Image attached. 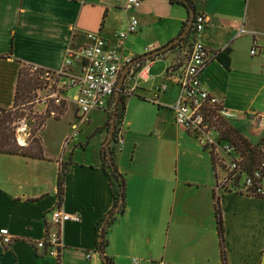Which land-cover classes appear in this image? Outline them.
I'll return each instance as SVG.
<instances>
[{
	"label": "crops",
	"instance_id": "crops-1",
	"mask_svg": "<svg viewBox=\"0 0 264 264\" xmlns=\"http://www.w3.org/2000/svg\"><path fill=\"white\" fill-rule=\"evenodd\" d=\"M192 1L197 13L206 16L200 38L212 54L201 73V84L226 107L240 112L230 124L253 144L260 143L264 127L251 120V112L264 115V0ZM125 3L0 0V108H11L15 102L23 64L60 70L67 46L72 42L83 45L88 41L87 31L99 33L108 47L131 60L176 39L190 19L191 11L170 0H141L139 7L129 10ZM132 17L139 27L121 42L116 35L126 30ZM254 45L258 49L251 54ZM225 48L230 50L229 67L217 58ZM175 57L176 50H167L131 66L126 74L124 82L135 80L138 88L134 93L138 94L127 99L120 124L123 137L113 157L126 179L127 202L124 213L107 229L104 255L114 264H135L134 259L137 264H264V198L233 191L218 193L212 155L197 144L180 147V135L187 136L175 126V112L168 107L176 102L180 88L170 83L161 89L167 66ZM144 65L148 73L136 76ZM144 105L155 111L152 124L143 122ZM36 106L45 109L39 102L33 103L34 109ZM69 108L76 118L75 103ZM99 111L103 110H93L90 121L81 124L78 135L68 142L78 121L71 120L70 132L55 146L39 137L42 159L0 153V229L7 228L13 237L10 245L0 243V264H106L98 251L97 233L114 199L101 158L109 129L98 130L109 115L102 117ZM96 119L100 121L90 128ZM189 152L197 158L184 160ZM62 168L66 170L64 192L58 202ZM55 207L81 216L62 226L59 254L55 248L45 253L34 246L44 238Z\"/></svg>",
	"mask_w": 264,
	"mask_h": 264
},
{
	"label": "built area",
	"instance_id": "built-area-1",
	"mask_svg": "<svg viewBox=\"0 0 264 264\" xmlns=\"http://www.w3.org/2000/svg\"><path fill=\"white\" fill-rule=\"evenodd\" d=\"M140 4L141 0H126L125 9H133ZM193 24L191 45L185 65L180 72H175L172 70V64H169L165 73L166 81L161 85V89H166L170 83H175L180 88L176 102L168 107L175 112L177 127L196 135L203 148L213 155L217 180L215 190L218 193L233 191L246 196L264 198V162L253 166L242 148L229 141L224 134L223 122L235 120L241 113L226 107L223 101L204 88L200 81L203 69L212 58L210 49L200 38L206 26L205 14L196 13ZM137 27L139 22L137 18L132 17L126 30L120 31L116 36L122 42L129 33L137 31ZM86 37L88 41L81 46H74L73 42L67 46L60 70L47 71L39 65L30 66L32 70L43 71L44 76L48 78L54 73L59 78L58 90L53 89L41 99V102L39 101L45 109L51 101L58 105L70 99L75 103L79 121L73 125V134L66 138V142L78 135L81 124L90 121V113L93 110H112L120 74L124 64L130 61V58L123 59L116 49L108 47L107 40L99 33L87 31ZM257 47L254 45L250 53L255 54ZM146 73L148 66L144 65L136 76H144ZM62 78L66 80L62 82ZM53 86L52 83L51 87ZM69 88L74 91L72 96L66 95ZM137 88V82L132 80L124 82L120 91L132 95ZM154 100L158 101L157 98ZM51 112L55 113L54 110ZM251 120L257 126L264 127V115L251 112ZM26 131V118H21L17 121L18 140H24L23 135L27 134ZM259 147L264 151V141L259 143ZM80 217L79 214L67 213L60 207L51 209L45 236L34 242L35 248L45 253L55 248V254H59L62 247V226L66 221H78ZM12 242L13 237L8 229L2 227L0 243L10 245ZM134 263L137 264L138 260L134 259Z\"/></svg>",
	"mask_w": 264,
	"mask_h": 264
},
{
	"label": "trees",
	"instance_id": "trees-1",
	"mask_svg": "<svg viewBox=\"0 0 264 264\" xmlns=\"http://www.w3.org/2000/svg\"><path fill=\"white\" fill-rule=\"evenodd\" d=\"M170 3L183 5L186 7L188 11H193L195 12L194 14L197 13L194 2L192 0H170ZM188 25H189V19L183 23L178 36L187 29ZM193 27L194 24H192V27L189 30V32L186 34V36L185 35L182 36L178 41V43L174 44L171 47V49H169V51L176 50V57L174 58V60L170 62V64H172V70L175 72H180V70L183 68V66L186 63V60L188 59ZM224 54L226 55V57L224 56ZM217 58L223 61L222 62L223 65L229 67V64L231 62L229 48H225L224 50L218 52ZM29 83L30 82L23 83L22 72H20L18 84L15 91V102L13 103L11 108H7V107L0 108V153L19 154L23 157H32V158L37 157L38 159H42L44 158L43 155L44 150L40 138L39 139L35 138L36 137L35 136L32 144H29L28 146H22L21 144L18 143L16 136L17 123L15 124V122L20 118V114L16 111L17 104L19 103L20 89L22 86L23 87L27 86ZM128 97L129 95H126L123 92L120 93V96L118 98H116L115 96V100H114L115 103L112 110L105 111L109 115L108 121L105 123L103 127L98 128V130L101 129L108 130L110 128V124L112 122L113 117H115L116 122H115L114 137L112 138L109 144L110 147L103 146L101 153L103 164L107 169V173L109 175L110 185H111L110 190L114 202L112 209L109 211L107 216L102 219L101 221L102 223L97 233V247L100 253L104 252L108 245V239L105 236L108 227L113 224L117 216H121L124 213L127 202L125 176L124 174L118 171L119 169L117 168L116 164H115V168L112 167V162L115 163L113 155L115 154L116 146L114 143H116L119 138L120 124L121 122H123L125 117ZM51 110L53 109H46V112L52 113ZM44 120L41 121V124L39 126L40 129L44 124ZM223 124H224L223 126L224 134L226 135L225 137L229 139V141H232L233 144L239 145L242 148L243 152L247 156V159L250 161V163L253 166L254 165L257 166L258 164L264 162V151L261 149V147H259V143L253 144L238 129L234 128L233 125L230 124V122L224 121ZM34 149H36L37 151L33 152ZM110 158L113 159V161H110ZM211 159L213 162V167L214 169H216L213 155ZM64 168H62L61 172L58 175V184H57V195L59 198L58 202L63 200V192H64L63 184L66 174V170ZM219 205H220L219 197H216L215 209H216V215L218 217L217 227L219 234L221 236L220 239L223 247L224 229H223L221 211ZM103 225H104V230L102 231L101 229ZM223 253H224V249H223ZM223 253L222 256L224 257ZM105 263L114 264L112 258L109 256L105 260Z\"/></svg>",
	"mask_w": 264,
	"mask_h": 264
},
{
	"label": "rangeland",
	"instance_id": "rangeland-1",
	"mask_svg": "<svg viewBox=\"0 0 264 264\" xmlns=\"http://www.w3.org/2000/svg\"><path fill=\"white\" fill-rule=\"evenodd\" d=\"M22 72V77H23V83L24 82H30L27 86H22L20 89V97H19V103L17 104L16 111L20 114L19 119L26 118V124H27V131L25 135H23L24 140L20 139L17 141L19 144L22 146H28L29 144L33 143V139L39 137L44 139L46 143L51 146H55V142L59 140L61 136H63L65 133L70 132L71 130V124L70 122L73 121H79L77 117L75 118L71 108L68 109L69 104L73 105L72 101L70 99L64 100L62 104H55L54 102H49V104L46 106V109H53L55 113H49L46 112V109L42 106H36V109L33 108V102L38 103L39 101L41 102V99L45 96H47L52 90L54 89L55 91L58 90V85L57 81H59L58 76L54 73L51 74L50 78L47 76H44L43 71L40 70H32L30 66L28 65H22L19 73ZM19 79V76H18ZM66 79L62 78V82H64ZM53 83V87H51V84ZM24 85V84H23ZM63 90V89H61ZM74 93V91L69 88V92H66V95L68 94L69 96ZM138 94V93H137ZM136 93L129 95V97L132 96H137ZM128 97V98H129ZM32 101V102H31ZM150 106L144 105V110H145V119H144V124L150 123L152 124L155 120V111L150 112ZM68 109V111H67ZM156 109V108H155ZM131 110V115L134 113L133 108ZM67 111V112H66ZM66 114L62 117L63 113ZM104 117L106 114L105 111H99ZM49 115V116H48ZM51 118L50 120H48ZM45 119V120H44ZM60 119V120H59ZM44 120V123L46 120V127L43 129H40V124L41 121ZM18 121V120H17ZM15 122V124L17 123ZM96 121H100L99 119L93 120L90 128H92ZM147 122V123H146ZM87 125H84L83 128L87 129ZM175 126L176 123H175ZM87 132V131H86ZM180 132L182 134H185L187 137H184L180 135V147L181 149H184L185 147H189L193 144H197L201 149H204L203 146L200 144L199 139L197 138L196 135L190 134L187 131L182 130L180 128ZM16 133H17V126H16ZM82 135H85V131L83 132ZM123 137V132H119V138L118 141L115 143L116 149L118 150L120 147V140ZM177 140V139H176ZM176 140L174 141L176 144ZM25 141V144L22 143ZM52 146V147H53ZM37 150L34 149L33 152H36ZM207 152V150H206ZM208 153H210L208 151ZM211 154V153H210ZM187 160H194L197 158V155L194 154V152H189L187 153L186 156L182 157Z\"/></svg>",
	"mask_w": 264,
	"mask_h": 264
},
{
	"label": "water",
	"instance_id": "water-1",
	"mask_svg": "<svg viewBox=\"0 0 264 264\" xmlns=\"http://www.w3.org/2000/svg\"><path fill=\"white\" fill-rule=\"evenodd\" d=\"M194 13L195 12L191 11L190 19H189V25H188L187 29L184 32H182L176 39H174L170 43L164 44L163 46H161V47H159V48H157V49H155L153 51L152 50L148 51V52L144 53L143 55H141V56H139L137 58L135 57L134 59H131L129 61V63L125 67V70H124L123 74H121V77H120V80H119V83H118V89L115 92L116 98H118L120 96V93H121L120 90H121L122 86L124 85L125 77H126V74H128V71L130 70V67L135 65V64L137 65L138 63H140L143 60H148V59H151V58L153 59L154 57L160 56L164 52H166L167 50L169 51V49H171V47L174 44H177L182 36H184V35L186 36V34L191 29L192 24H193V18H194V15H195ZM115 122H116V119H115V117H113L112 122L110 124V128H109V135H108V138L106 139V141L104 143V146L108 147L110 142H111V140H112V138L114 137ZM109 150H110V148H109ZM110 161H113V159L110 158ZM112 167L115 168V163H113V162H112ZM101 239H102V237H101ZM101 255L104 257L103 258L104 260L107 259V256L104 255V252H101Z\"/></svg>",
	"mask_w": 264,
	"mask_h": 264
}]
</instances>
